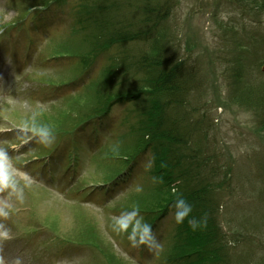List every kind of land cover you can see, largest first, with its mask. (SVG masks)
I'll list each match as a JSON object with an SVG mask.
<instances>
[{"label":"rangeland","instance_id":"374dc122","mask_svg":"<svg viewBox=\"0 0 264 264\" xmlns=\"http://www.w3.org/2000/svg\"><path fill=\"white\" fill-rule=\"evenodd\" d=\"M57 2L0 0V264H173L175 212L160 215L146 239V215L138 211L158 198L153 151L138 157L118 178L122 182L102 195L104 181L121 163L119 155L135 146L139 108L119 99L111 114L96 122L102 132L93 134L92 125L72 130L76 111L90 107L107 82H113L114 93L132 89L133 67L103 84L102 71L140 44L115 46L79 76L84 70L72 54L84 48L79 19L92 18L85 15L92 0ZM251 2L242 1L247 8L239 10L228 0H173L171 22L178 27L174 37L201 66L204 84L193 103L199 108L195 118L207 128L204 149L223 169L222 225L227 233H249L237 252L252 251L251 263L262 264L264 227L257 223H264V107L248 101L247 93L264 84V11L251 8ZM44 3L50 6L40 9ZM238 64L243 66L240 83L247 87L233 85ZM71 146L73 182L48 184L47 174L33 172L57 147L51 167L57 173ZM135 232L142 233L138 239Z\"/></svg>","mask_w":264,"mask_h":264},{"label":"trees","instance_id":"16d2710c","mask_svg":"<svg viewBox=\"0 0 264 264\" xmlns=\"http://www.w3.org/2000/svg\"><path fill=\"white\" fill-rule=\"evenodd\" d=\"M228 1L241 10L247 8L241 3L246 0ZM251 1V8L254 5L264 11V0ZM91 6L86 7L85 15H92L89 21L94 32L89 21L79 19L85 32L84 48L72 54L80 60L83 70L117 45L142 43L102 71L103 84L106 77L114 80L133 67L136 76L132 89L114 93L110 90L113 82H107L102 92L96 91L90 107L76 111L79 116L74 126L105 118L119 99L139 108L141 127L135 146L119 155L118 170L106 181L116 180L121 171H129L138 157L151 149L156 164L153 174L160 187L154 203L138 210L146 215V225L152 230L160 215L171 209L176 211L174 201L179 197L192 205L189 217L176 225L173 264H252V251L237 252L239 242L249 233H227L222 225L219 191L223 188V169L219 158L210 149H204L207 129L202 128V120L194 118L198 111L194 104L196 92L201 85L199 63L191 55L181 53V44L177 35L174 37L170 27L173 0H92ZM256 92L253 98L247 95L248 101L252 99L254 104L264 107V89ZM190 218L199 222L195 229L188 223ZM257 224L259 229L264 227V223ZM249 238L253 239V234Z\"/></svg>","mask_w":264,"mask_h":264},{"label":"clouds","instance_id":"9594fccd","mask_svg":"<svg viewBox=\"0 0 264 264\" xmlns=\"http://www.w3.org/2000/svg\"><path fill=\"white\" fill-rule=\"evenodd\" d=\"M175 206V219L177 223H183L186 217H189V214L192 212V205L186 201L185 198L179 197L174 201ZM190 226L195 229L198 226V221L195 218H190L188 220ZM144 231L151 234V228L148 225H145ZM153 245L159 248V243L155 241V237H151Z\"/></svg>","mask_w":264,"mask_h":264}]
</instances>
